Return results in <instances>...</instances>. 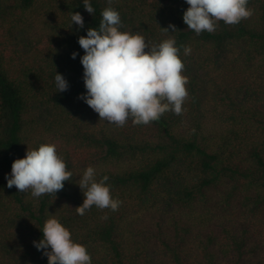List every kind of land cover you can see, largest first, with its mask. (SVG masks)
Returning a JSON list of instances; mask_svg holds the SVG:
<instances>
[{"label":"trees","instance_id":"trees-1","mask_svg":"<svg viewBox=\"0 0 264 264\" xmlns=\"http://www.w3.org/2000/svg\"><path fill=\"white\" fill-rule=\"evenodd\" d=\"M90 2L93 15L83 0H0V264H48L33 241L49 213L92 264H264V0H249L250 18L200 35L183 22L186 0H113L121 31L149 44L175 37L189 80L181 115L123 127L79 99L78 38L107 6ZM169 24L178 31L164 33ZM56 72L67 91L57 92ZM42 143L72 172L56 199L7 187L13 161ZM88 166L97 181L109 177L118 211L77 214Z\"/></svg>","mask_w":264,"mask_h":264},{"label":"clouds","instance_id":"clouds-1","mask_svg":"<svg viewBox=\"0 0 264 264\" xmlns=\"http://www.w3.org/2000/svg\"><path fill=\"white\" fill-rule=\"evenodd\" d=\"M112 3L113 0H107L98 29L89 28L86 36L78 38L84 50L80 62L86 88V94L79 99L98 114L99 120L117 127H123L129 120L133 125H148L168 112L181 115L189 97L186 87L189 80L183 75L185 66L175 37L149 44L139 33L121 31V16ZM186 3L189 7L182 19L196 35L215 32L220 21L237 25L253 14L249 0H186ZM83 7L94 14L90 0H83ZM71 22L84 27L79 12L71 14ZM161 29L164 33H170L169 29L171 33L178 31L173 24ZM181 47L185 56L190 55V46ZM76 56V52L71 54L72 59ZM54 79L57 92L68 90L69 84L61 74L56 72ZM5 178L8 188L15 186L21 193L30 192L33 198L52 195L56 199L64 183L72 180V172L54 143H42L38 148H27L24 158L15 159L10 176ZM108 180V176H103L97 181L92 166L84 170L77 183L84 197L83 203L75 208L78 215L83 216L93 206L118 211L122 202L112 197ZM42 233L43 238L33 244L37 250H43L48 264H92L86 246L74 242L71 232L53 214L49 213Z\"/></svg>","mask_w":264,"mask_h":264}]
</instances>
